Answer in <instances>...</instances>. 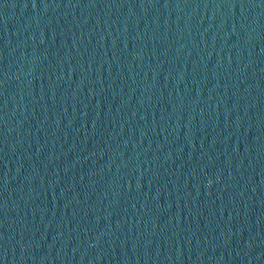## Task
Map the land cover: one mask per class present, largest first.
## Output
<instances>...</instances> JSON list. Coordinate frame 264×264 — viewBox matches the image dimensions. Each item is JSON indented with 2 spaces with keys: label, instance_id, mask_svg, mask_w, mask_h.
Listing matches in <instances>:
<instances>
[{
  "label": "water",
  "instance_id": "95a60500",
  "mask_svg": "<svg viewBox=\"0 0 264 264\" xmlns=\"http://www.w3.org/2000/svg\"><path fill=\"white\" fill-rule=\"evenodd\" d=\"M0 264H264V0H0Z\"/></svg>",
  "mask_w": 264,
  "mask_h": 264
}]
</instances>
